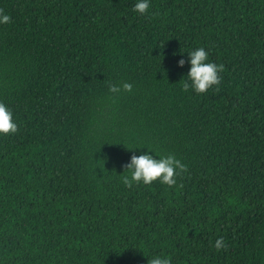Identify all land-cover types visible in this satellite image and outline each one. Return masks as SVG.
<instances>
[{
  "label": "trees",
  "instance_id": "obj_1",
  "mask_svg": "<svg viewBox=\"0 0 264 264\" xmlns=\"http://www.w3.org/2000/svg\"><path fill=\"white\" fill-rule=\"evenodd\" d=\"M135 3L0 0L17 124L0 136V264H264V0ZM199 47L224 67L202 95L183 90ZM148 150L186 165L174 186L125 184Z\"/></svg>",
  "mask_w": 264,
  "mask_h": 264
},
{
  "label": "clouds",
  "instance_id": "obj_2",
  "mask_svg": "<svg viewBox=\"0 0 264 264\" xmlns=\"http://www.w3.org/2000/svg\"><path fill=\"white\" fill-rule=\"evenodd\" d=\"M150 3L151 0H136L133 11L140 15H146L149 11ZM10 22L11 17L0 10V25ZM187 55V63L190 67L186 76L187 80L184 81L183 85V90L185 92L191 90L196 94L202 95L207 93L214 86L218 87L221 84L220 74L224 71V67L222 64L211 62L209 54L204 47L196 48L187 53ZM185 63L184 59H180L178 61V67L183 68ZM132 87L130 83H124L122 88L116 85H109V91L114 95H118L122 90L131 92ZM16 131L17 124L14 120L12 110L7 105L0 102V136L13 134ZM150 153L153 152L148 150V152L139 156H131L130 162L126 165L131 175L130 179L125 177V184L128 187H132L134 183L150 185L158 181L162 185H167L169 187L174 186L177 182V176H179L181 172L186 171V165L179 159H176L174 155L169 154L156 159ZM226 247L227 245L223 238H219L215 241V248L218 251L226 249ZM148 264H172V260L166 256H153L148 260Z\"/></svg>",
  "mask_w": 264,
  "mask_h": 264
}]
</instances>
